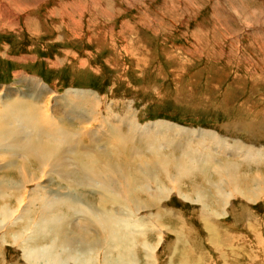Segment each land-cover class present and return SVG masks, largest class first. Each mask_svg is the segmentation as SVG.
Masks as SVG:
<instances>
[{
	"label": "rangeland",
	"instance_id": "374dc122",
	"mask_svg": "<svg viewBox=\"0 0 264 264\" xmlns=\"http://www.w3.org/2000/svg\"><path fill=\"white\" fill-rule=\"evenodd\" d=\"M12 99L34 101L76 134H61L63 165L16 135L19 146L0 152V214L15 211L0 215V264H27L24 245L52 243L62 261L78 249L84 264H264V0H0V105ZM78 144L96 146L72 157ZM106 162L122 204L152 208L156 222H136L111 250L80 213L102 211L104 192L90 179ZM143 183L162 196L149 201ZM44 192L65 220L55 235L16 240L39 220ZM57 193L77 198L59 207Z\"/></svg>",
	"mask_w": 264,
	"mask_h": 264
},
{
	"label": "bare ground",
	"instance_id": "6f19581e",
	"mask_svg": "<svg viewBox=\"0 0 264 264\" xmlns=\"http://www.w3.org/2000/svg\"><path fill=\"white\" fill-rule=\"evenodd\" d=\"M10 97V96H9ZM9 99V98H8ZM15 100V99H14ZM13 101V99H12ZM77 113V112H75ZM77 115V114H76ZM87 115V114H86ZM52 117L48 112L46 114H44L42 111H40V106L39 104L35 103L33 101V104H31V102H21V101H13V102H3V106L0 105V152L1 151H7L10 152L13 149H15V147L19 146V145H13V143H16V137L14 135L17 136V138L21 141H26L27 145H28V151L31 150V148H36V157L38 159H40L41 161L44 160V162H54V165H63L62 162H64V160H66V158H62L60 157V153L59 151H61V149L64 148L63 143L64 141L61 139V134H67L65 135V138L69 141V142H73V138L71 137V135L69 136L68 134H76V132H70V131H62V129L60 128L61 126L58 125V123H55L53 121ZM83 118V117H82ZM85 119V116L84 118ZM88 121V120H87ZM165 124V123H164ZM151 126V125H149ZM50 127V128H49ZM156 128L158 129L157 125H152V128ZM166 127V126H165ZM151 127L146 126L145 128H140L139 127V134L141 135H145ZM161 128V127H160ZM99 130V129H98ZM102 130V129H100ZM150 131V130H149ZM159 130H157L158 132ZM69 132V133H68ZM84 133V132H83ZM151 135V134H150ZM93 137V136H91ZM93 139V138H91ZM96 140V139H95ZM92 142V141H91ZM96 141H94L95 143ZM12 143V144H11ZM93 143V142H92ZM11 144V145H9ZM85 144V143H84ZM89 144V143H88ZM186 144V143H185ZM90 145V144H89ZM87 146V145H86ZM96 145H91V148H94ZM128 147V146H127ZM91 148L87 147H82L81 144H78L77 147V151L75 152L74 156L72 157H76V155L81 154L82 151L83 153L86 152L87 150H90L91 152L93 150H91ZM193 149V148H192ZM19 150V148H18ZM34 150V149H33ZM16 151V150H15ZM26 151V150H24ZM194 151V150H193ZM62 152V151H61ZM69 153V149L66 151ZM72 151L70 150V153ZM94 152V151H93ZM27 153V152H26ZM30 153V152H29ZM38 153V154H37ZM97 153V152H95ZM249 153V152H248ZM6 154V153H5ZM12 154V153H11ZM1 155V153H0ZM96 155V154H95ZM101 155V154H99ZM20 156V155H19ZM23 156V155H22ZM21 156V157H22ZM51 156H55L57 157V160L55 158H51ZM1 157V156H0ZM11 157V156H9ZM87 157V156H86ZM19 158V157H18ZM89 158V157H88ZM91 158V157H90ZM190 158V157H188ZM21 159V158H20ZM84 159V158H83ZM39 160V161H40ZM9 161H12L9 159ZM14 161V160H13ZM13 163V162H12ZM65 163V162H64ZM50 164V163H49ZM69 164V163H67ZM66 164V165H67ZM91 164V163H90ZM107 164V168H103L101 167V169L103 171H99V172H94L93 170V179L91 178L90 181L93 184L94 181L97 179V186L103 190L104 192V197L102 198V206H98L102 207V211H99L97 209V207L95 205L93 210H87V209H83V211H80V213H82V216L85 215L87 219L90 221L91 226H94L92 230L96 231V233H100L101 236H103V241L104 244L110 243L108 248L109 250L114 249L117 245H119L122 248V245L115 242L114 240H116L117 238H119L122 235L125 234H129L130 233V229L134 228V226L137 224L136 222L142 223L144 225H148L149 223H154V218H155V213L152 212V208H150L151 204L146 205V207L150 208V213L148 215H146L145 213H142V204L140 203L139 205H135L133 203V201L130 203L128 199L131 198H126V202L125 205L122 204V200L124 199L123 195H115V191L118 188V186H115V180L112 178L111 179L108 178V176H110L109 173H111V169H109L111 163L106 162ZM179 164V163H178ZM48 165V164H47ZM94 165V164H93ZM169 165V164H168ZM183 165V164H182ZM213 165V164H212ZM91 166V165H90ZM104 166V165H103ZM231 166V165H230ZM233 166V164H232ZM47 167V166H46ZM49 167V166H48ZM54 167V166H53ZM61 167V166H60ZM63 167V166H62ZM69 167V166H68ZM105 167V166H104ZM178 167V166H176ZM111 168V167H110ZM51 169V168H50ZM59 169V168H58ZM99 169V170H101ZM109 169V171H107ZM21 170L23 171V174H26V170L27 168H21ZM67 170V169H65ZM89 170V169H88ZM147 169H143L141 172V175L143 178L147 179L148 181H152L151 178V174L149 173V171ZM216 170V169H215ZM28 171V170H27ZM70 171V170H69ZM90 171V172H91ZM115 171H113L112 173H114ZM74 173V172H73ZM72 173V174H73ZM214 173H217L218 175H223V172H219L216 171ZM90 175V174H89ZM92 175V174H91ZM90 175V176H91ZM116 175V173H115ZM89 177V176H88ZM103 177V178H102ZM167 178H169V175H166ZM38 179V177H36ZM108 178V179H107ZM121 178V176H120ZM123 178V177H122ZM81 179V178H80ZM105 179V180H103ZM34 178L28 177L27 181L23 180V184L25 185L24 189L27 187V185H30L28 183L30 182H34ZM85 180H89V179H85ZM133 180V179H132ZM202 180V179H201ZM218 183L213 182L211 183L212 186H215L214 188H211V190H214L215 192H217V195L220 199L224 198L225 195L220 193L219 189H221L222 183L221 181L217 180ZM12 183V185H17L18 184V180L14 179L10 181ZM141 182V180H140ZM155 182V181H154ZM27 183V185H26ZM73 183V182H72ZM78 183V182H77ZM132 183V181H131ZM229 183V182H228ZM32 184V183H31ZM85 184V183H84ZM95 184V183H94ZM129 184V183H128ZM2 184L0 183V186ZM19 185H22L21 183H19ZM75 185V184H74ZM141 185V184H140ZM36 186H38L40 188V184L37 183ZM73 187V186H72ZM131 187V186H130ZM140 190L147 194L148 197H151L150 199H148L149 201L152 200L153 201H157L160 196H162V192L164 191V189H159V188H154L153 186H150L148 184H142L140 186ZM165 188V187H164ZM71 189V188H70ZM95 189V188H94ZM166 189V188H165ZM19 190V189H18ZM46 190V189H44ZM43 190V191H44ZM128 189H126L127 191ZM27 191V190H26ZM132 191V190H131ZM73 192V190H72ZM121 193V191H119ZM167 192V191H166ZM53 193V192H52ZM132 193V192H131ZM130 193V194H131ZM197 193V192H196ZM44 196L43 198H40L39 202H40V217L39 220L36 219V221L32 224V226H26L24 228L25 231L28 230V235L26 236V234H15L13 235L14 238L16 237V240L19 238H24L23 240L28 242L30 239H36V237L39 236L42 237H48L50 235H55L53 229H55V227L57 225H59V223L61 222L62 224V219H64V215L63 217H60V215L57 214V209L54 210L55 208H57V204L55 203V200H52L53 198L50 199V194L49 192H44ZM58 194V193H57ZM66 194V193H65ZM157 194V195H156ZM201 194V193H200ZM199 193H197V196L200 198L201 195ZM24 198H22V202L21 205L23 207V205L25 204V200L27 199V194H24ZM55 195V194H54ZM59 195V194H58ZM68 195H72L69 194ZM132 195V194H131ZM182 196V195H181ZM147 197V198H148ZM166 197V195H165ZM45 198V199H44ZM57 198V197H56ZM77 198V197H76ZM74 197H71L70 199H76ZM69 198H67L68 200ZM69 199V200H70ZM64 200L65 197L61 195H59V199L57 198L58 201V205L59 207H64ZM66 200V201H67ZM147 200V199H146ZM71 201V200H70ZM73 201V200H72ZM77 201V200H76ZM75 201V202H76ZM33 202H36V200ZM33 202L31 201L30 205L33 204ZM151 202V203H152ZM20 203V201H19ZM77 203V202H76ZM118 203H120L121 205H119ZM156 203V202H155ZM152 203V207L156 206V204ZM158 203V202H157ZM160 203V202H159ZM108 204H117L118 206H121V210L115 211H109L108 209H106L104 206L108 205ZM204 205H206L205 203H202ZM6 206V205H5ZM4 206V208H5ZM128 206H132L134 207V209L129 210L127 209ZM203 206V205H201ZM205 206H203L204 208ZM2 207V211H1V216L3 217H11L13 214H11L10 212H8L7 208L4 209ZM81 205L79 207H75L73 212H77L81 209ZM84 208V207H83ZM144 208V206H143ZM59 209V208H58ZM62 209V208H61ZM10 210V209H9ZM51 210H54V212ZM71 210V209H70ZM76 210V211H75ZM142 210V211H141ZM28 211V209L26 208L25 210H23V214L21 215V217ZM57 211V212H56ZM72 211V210H71ZM34 212V211H33ZM68 212V211H67ZM60 213V212H59ZM137 213V217H135ZM139 213V214H138ZM204 213H208L209 215H207L208 220L210 219L209 216L212 215L214 216L213 213L209 212L208 210H206V207L204 209V211L202 212ZM18 214V213H17ZM16 214V215H17ZM71 214V213H70ZM19 215V214H18ZM14 217V216H13ZM19 217V216H18ZM20 217V218H21ZM25 217V216H23ZM9 219V218H8ZM23 219V218H22ZM144 219V220H143ZM147 219V220H146ZM206 219V218H205ZM65 220V219H64ZM205 221V220H204ZM13 222V221H12ZM207 224L206 226H208L209 221H206ZM156 222L154 224H150V226H155ZM64 227V226H63ZM87 227V226H86ZM214 227V226H212ZM57 228V227H56ZM147 228V227H145ZM181 228V227H180ZM210 225L208 226V230L210 229ZM163 229V228H162ZM81 230V229H80ZM30 231V232H29ZM55 233L57 234V238L58 235L60 233V231L55 230ZM80 233V232H79ZM185 233V232H184ZM33 236H35L33 238ZM61 236V235H60ZM215 236V234H214ZM82 238V237H81ZM87 238V237H86ZM26 239V240H25ZM69 239V238H68ZM88 239V238H87ZM56 240V239H55ZM86 240V239H85ZM74 241V240H73ZM79 241V240H77ZM76 241V242H77ZM90 241V240H89ZM113 241V242H112ZM86 242V241H85ZM83 244V242H81ZM56 244L57 243H52L51 245H42V246H36L34 248L32 247H27L26 245H24L23 247V251H24V257L26 258V261L29 262L27 264H84L85 262H83V258L84 256H82V253L77 249L76 251V255H69V257H67L66 259H68L67 261H62L60 259V256L55 252L56 250ZM81 244V245H82ZM92 244V243H91ZM90 244V246H91ZM61 245V244H60ZM84 245V244H83ZM94 245H96L94 243ZM88 246V245H87ZM145 247V245H143ZM147 247V246H146ZM106 249V248H105ZM104 249V251H105ZM146 252L148 251L149 247L146 248ZM76 250V249H75ZM103 251V252H104ZM106 252V251H105ZM77 253L79 255H77ZM86 253V251H85ZM107 253V252H106ZM63 254V253H62ZM61 254V255H62ZM147 255L149 257L152 256V258H154L153 252L150 254L149 252L147 253ZM147 256V259H148ZM127 257V255H126ZM129 259H131L130 257H128ZM64 259V258H63ZM108 256L104 253L103 254V260L107 261ZM127 260V264L130 263L132 260ZM150 259V258H149ZM93 257L89 258L88 257V262H92ZM115 261V259H114ZM113 260H111V262L109 261L108 263H112ZM117 262V261H116ZM121 263H125L123 259L120 258ZM154 262V261H153ZM151 262L150 264H155ZM133 263V262H132ZM98 264V263H97ZM136 264V263H135ZM148 264V263H147Z\"/></svg>",
	"mask_w": 264,
	"mask_h": 264
},
{
	"label": "crops",
	"instance_id": "0c3cea01",
	"mask_svg": "<svg viewBox=\"0 0 264 264\" xmlns=\"http://www.w3.org/2000/svg\"><path fill=\"white\" fill-rule=\"evenodd\" d=\"M224 233V232H223Z\"/></svg>",
	"mask_w": 264,
	"mask_h": 264
}]
</instances>
